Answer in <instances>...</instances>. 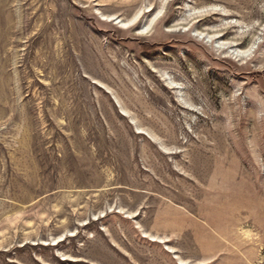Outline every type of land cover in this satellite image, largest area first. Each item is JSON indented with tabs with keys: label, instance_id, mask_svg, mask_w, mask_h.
Here are the masks:
<instances>
[{
	"label": "rangeland",
	"instance_id": "obj_1",
	"mask_svg": "<svg viewBox=\"0 0 264 264\" xmlns=\"http://www.w3.org/2000/svg\"><path fill=\"white\" fill-rule=\"evenodd\" d=\"M0 264H264V0H0Z\"/></svg>",
	"mask_w": 264,
	"mask_h": 264
},
{
	"label": "bare ground",
	"instance_id": "obj_2",
	"mask_svg": "<svg viewBox=\"0 0 264 264\" xmlns=\"http://www.w3.org/2000/svg\"><path fill=\"white\" fill-rule=\"evenodd\" d=\"M117 19V21L119 22V23H121L122 25H124V26H129V25H127V23H125L123 20H121V19H119V18H116ZM148 30V27H145V28H143L142 29V33L143 32H146Z\"/></svg>",
	"mask_w": 264,
	"mask_h": 264
},
{
	"label": "snow or ice",
	"instance_id": "obj_3",
	"mask_svg": "<svg viewBox=\"0 0 264 264\" xmlns=\"http://www.w3.org/2000/svg\"><path fill=\"white\" fill-rule=\"evenodd\" d=\"M107 19V18H106Z\"/></svg>",
	"mask_w": 264,
	"mask_h": 264
}]
</instances>
